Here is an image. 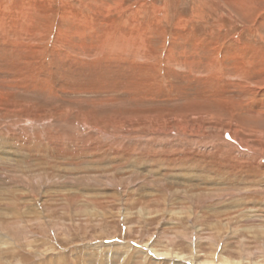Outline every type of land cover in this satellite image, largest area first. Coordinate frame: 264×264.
I'll return each instance as SVG.
<instances>
[{"label": "rangeland", "instance_id": "1", "mask_svg": "<svg viewBox=\"0 0 264 264\" xmlns=\"http://www.w3.org/2000/svg\"><path fill=\"white\" fill-rule=\"evenodd\" d=\"M0 264H264V0H0Z\"/></svg>", "mask_w": 264, "mask_h": 264}, {"label": "bare ground", "instance_id": "2", "mask_svg": "<svg viewBox=\"0 0 264 264\" xmlns=\"http://www.w3.org/2000/svg\"><path fill=\"white\" fill-rule=\"evenodd\" d=\"M249 99H250V97H249ZM240 102V101H239ZM261 103V102H260ZM233 108V107H232ZM257 110H259L258 108H256ZM254 110V109H253ZM252 111V110H251ZM259 113V112H258ZM252 114V113H251ZM254 128V127H253ZM234 130V129H233Z\"/></svg>", "mask_w": 264, "mask_h": 264}]
</instances>
